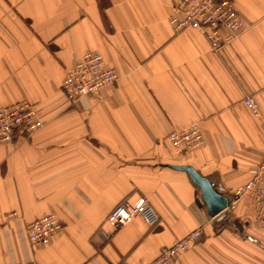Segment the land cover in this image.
<instances>
[{
	"label": "crops",
	"instance_id": "obj_1",
	"mask_svg": "<svg viewBox=\"0 0 264 264\" xmlns=\"http://www.w3.org/2000/svg\"><path fill=\"white\" fill-rule=\"evenodd\" d=\"M246 23L213 50L195 28L175 32L176 0H0V107L32 103L38 130L0 143V264H148L192 231L202 236L172 264H264V227L242 198L211 220L191 165L215 188L246 184L264 155V0H234ZM101 53L119 79L69 99L68 71ZM198 124L205 144L177 154L171 131ZM149 199L160 220L105 222L120 202ZM62 227L32 245L29 222ZM104 229L111 237L106 238Z\"/></svg>",
	"mask_w": 264,
	"mask_h": 264
},
{
	"label": "built area",
	"instance_id": "obj_2",
	"mask_svg": "<svg viewBox=\"0 0 264 264\" xmlns=\"http://www.w3.org/2000/svg\"><path fill=\"white\" fill-rule=\"evenodd\" d=\"M169 22L175 32L195 28L204 34L212 49L219 50L224 44L235 40L245 30L246 23L234 0H176ZM119 79L117 70L107 64L101 53L87 51L68 71L63 89L69 99L99 94L108 85ZM244 104L253 114L263 120L259 103L251 96L244 99ZM43 126L35 106L23 101L11 106L0 107V143L11 142L16 131L32 133ZM167 141L177 154L189 153L205 144L204 134L198 124L186 129L171 131ZM220 193L227 192L224 185L216 188ZM227 207L211 220H222L235 210L239 201L248 197L253 205L256 221L264 227V155L252 171L250 180L231 191ZM138 216L149 226L159 222L160 217L150 204L148 198L139 196L135 201L118 203L107 215L105 222L113 230L131 223ZM62 227L61 219L56 214L39 217L26 226L27 237L32 245L45 246L51 237ZM101 233L110 238L104 229ZM202 229L198 228L169 247H164L158 258L148 264H172L187 251L190 246L201 239Z\"/></svg>",
	"mask_w": 264,
	"mask_h": 264
},
{
	"label": "water",
	"instance_id": "obj_3",
	"mask_svg": "<svg viewBox=\"0 0 264 264\" xmlns=\"http://www.w3.org/2000/svg\"><path fill=\"white\" fill-rule=\"evenodd\" d=\"M171 168L186 171L194 183L201 188L202 198L207 205V210L211 216L219 214L224 210L229 199L226 195L220 193L210 179L202 175L197 169L191 165H169Z\"/></svg>",
	"mask_w": 264,
	"mask_h": 264
}]
</instances>
